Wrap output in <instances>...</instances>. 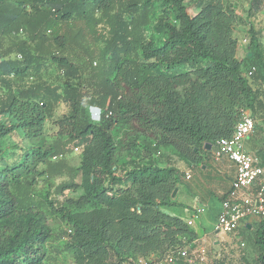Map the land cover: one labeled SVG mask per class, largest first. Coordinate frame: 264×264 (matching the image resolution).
<instances>
[{"label":"trees","instance_id":"1","mask_svg":"<svg viewBox=\"0 0 264 264\" xmlns=\"http://www.w3.org/2000/svg\"><path fill=\"white\" fill-rule=\"evenodd\" d=\"M229 1L0 0V116L8 119L0 124V220L34 208L39 179L68 177L56 192L78 197L65 205L41 200L72 229L65 248L75 264L163 259L196 238L187 222L162 210L178 206L172 195L183 173L149 158L120 167L119 156L168 148L200 166L245 112L257 128L264 45L251 30L253 57L238 58L240 17ZM150 28L161 41L148 36ZM252 66L258 71L248 78ZM60 105L67 112L56 118ZM89 107L101 110L99 123L87 117ZM48 121L57 127L51 140ZM117 127L133 139L115 141ZM18 131L30 146L9 161L2 142ZM76 148L78 168L67 162ZM253 155L264 169V152ZM7 228L0 229V264H47L48 230ZM255 243L264 264V224Z\"/></svg>","mask_w":264,"mask_h":264},{"label":"rangeland","instance_id":"2","mask_svg":"<svg viewBox=\"0 0 264 264\" xmlns=\"http://www.w3.org/2000/svg\"><path fill=\"white\" fill-rule=\"evenodd\" d=\"M255 2L256 6L253 9V15L249 16L252 3ZM230 4L235 8L236 13L240 17V21L235 26V31L237 29L240 32L237 37L242 41L245 36L250 35V31L257 33L255 23H264V0H230ZM190 8V13L195 15L198 10L195 7L194 2L187 1ZM160 15V9H157L156 17ZM243 20V21H241ZM264 29V26H261ZM148 36H155L156 39L161 41V37L155 35L152 28L148 31ZM264 38V35H263ZM54 72L50 74L52 76ZM47 78H51L47 76ZM98 109V108H97ZM94 107H89L86 111L87 117L93 123H99L100 112ZM56 118H60L67 112L64 105H60L56 111ZM8 119L0 116V124H7ZM57 127L48 121L46 124V134L49 140L56 134ZM114 137L115 141L123 138L126 141L133 139V135L125 134L123 127H117L115 129ZM124 135V136H123ZM30 142L24 139L21 131L15 132L12 135L6 137L2 142V147L6 152V157L9 161L18 158L22 154V149L29 147ZM247 148L250 149L254 154L258 151L264 152V114H259L257 116V128L252 135V142L247 143ZM143 149V145H141ZM152 159L161 166H167L172 164L176 167L183 166L184 161H182L172 149L162 148L160 152H157L150 157H147V153L143 150L138 152H123L119 156V166L130 159ZM82 159V154L80 152H73L67 156V162L72 167L78 168L80 166ZM39 183L35 187L34 197L36 199V205L31 209L29 213L16 214L8 217L7 219L0 220V229H9L7 227L11 226L17 230L25 228H34L39 230H48L51 234V239L48 242V255L47 264H75L72 255L66 250V243L70 240L67 236V230L69 226L65 221L61 219L59 215L52 213V207L48 202H42L41 199H49L51 201H57V203H62L65 205L66 198L78 197L79 192H74L72 190H66L63 194H58L56 188L61 183L68 181V177L55 178L51 181H46L45 179H39ZM77 181H80L78 178ZM182 185L184 186V172L182 177ZM178 193L176 194L177 198ZM224 195H221V199ZM38 203H43L44 206H40ZM61 206V205H58ZM177 214V212H175ZM205 215L203 213L196 219V224L193 227L194 230H200L199 222H201V217ZM264 220L255 223V228L253 231L247 230L242 227L237 232L227 234L224 232H218L216 234L215 227L211 225L208 227V233L210 239L202 245L206 249V262L207 264H257L260 257V250L255 243V237L261 227H263ZM244 243V245H243ZM196 258L195 254L193 255Z\"/></svg>","mask_w":264,"mask_h":264},{"label":"built area","instance_id":"3","mask_svg":"<svg viewBox=\"0 0 264 264\" xmlns=\"http://www.w3.org/2000/svg\"><path fill=\"white\" fill-rule=\"evenodd\" d=\"M242 42L248 44V37ZM257 71L258 68L252 66L246 70L245 75L252 78ZM97 110L100 112V119L101 110ZM255 130L256 119L247 111L238 122L232 137L219 140L213 150L215 159L220 160L227 157L236 165V174L231 190L221 202V212L217 217L215 227L218 232L231 234L248 226L247 223L252 218L264 220V169L257 164L258 159L247 148V141ZM80 151L79 148L75 149V152ZM191 177V174L187 175V179H191ZM204 212V208L196 209L187 224L192 227L196 219ZM72 234L73 231L69 228L67 230L68 238H71ZM194 254L196 258L193 257ZM128 264H207L206 249L201 245L196 250L186 244L172 250L163 259L140 258Z\"/></svg>","mask_w":264,"mask_h":264},{"label":"crops","instance_id":"4","mask_svg":"<svg viewBox=\"0 0 264 264\" xmlns=\"http://www.w3.org/2000/svg\"><path fill=\"white\" fill-rule=\"evenodd\" d=\"M254 25L256 27L255 30L259 33L260 42L264 45V29L261 28V26H264V23H255ZM239 32V29L235 31L236 37ZM246 37L248 36H245L243 39ZM238 40V58L240 60L252 58L253 55L252 57H249V54L252 53L249 44H244L242 42L243 40L241 41L239 38ZM245 62L250 63L249 61ZM49 77L51 76L49 75ZM52 78L53 77H51V79ZM204 162L205 163L200 164V166H190L184 161L183 166L177 167L182 173L184 172V186L181 185L179 187L178 196L176 198L178 206L162 208L164 212L172 216H177L185 222L192 219L193 213L196 209H205V215L200 218L201 222H199L200 230L193 229L196 221L191 227V229L197 234L196 238H185L186 244L194 247L196 250L210 239L208 227L211 225L216 227L217 217L221 212L222 200L219 197L221 195H226L231 190L232 182L236 174V165L227 157L217 160L213 157V152H211L209 157L204 158ZM188 174H191V179H187ZM175 212H177V214ZM259 221L262 220L252 218L249 220L247 223L248 226H245V228L253 231L255 228L254 224ZM217 233L218 231H216V234Z\"/></svg>","mask_w":264,"mask_h":264},{"label":"water","instance_id":"5","mask_svg":"<svg viewBox=\"0 0 264 264\" xmlns=\"http://www.w3.org/2000/svg\"><path fill=\"white\" fill-rule=\"evenodd\" d=\"M252 53H250L249 54V57H252ZM206 149L208 150V151H210L211 149H212V145H210V144H208V145H206ZM178 193V189H176L175 191H174V193H173V195H172V197L174 198V197H176V194Z\"/></svg>","mask_w":264,"mask_h":264}]
</instances>
